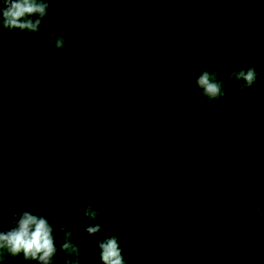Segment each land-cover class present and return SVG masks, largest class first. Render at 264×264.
<instances>
[{
  "label": "trees",
  "instance_id": "obj_1",
  "mask_svg": "<svg viewBox=\"0 0 264 264\" xmlns=\"http://www.w3.org/2000/svg\"><path fill=\"white\" fill-rule=\"evenodd\" d=\"M54 1L47 0L49 5ZM122 7L123 4L114 0H64L48 15L46 20H50V25L46 27L48 21L43 22L38 31L26 32L11 42L6 40L23 31L0 26V117L18 128L42 131L41 125L45 122L24 112L6 86L7 81L17 87L19 84V93L32 104L35 102L38 93L22 76L26 73L35 77L36 61L42 63L39 55L41 59H48L43 47L48 39L41 38L46 33H55L52 35L55 39L65 37L64 46L57 50L64 58H68L66 54L79 56L77 60L64 59L71 69L117 72L124 61L128 63L121 34ZM118 8L119 14L114 16L110 11ZM178 13L181 64L184 60L189 75L197 77L189 59L198 69L218 71V79L226 85L225 95L219 100L228 107L264 85V0H179ZM92 44L98 49L112 48L115 55L91 51L82 54L77 50L89 51ZM249 66L255 67L257 79L252 86L241 88L243 81H236L230 74ZM129 73L132 75L130 69ZM191 89L201 94V89L194 84ZM261 120L264 122V117ZM67 126L54 125L52 130L71 127ZM147 133L129 150L103 157L18 160L0 154V182L7 188L11 182L4 178L9 172V163L26 164L27 179L23 185H17L24 188V195L16 199L4 194L0 200V210L8 212V228L10 212L18 217L29 211L47 217L56 229L71 224L79 254L91 257L95 264H102L96 240L110 235L117 236L126 264H155L212 200L198 169L186 159L169 134L159 128ZM240 158L242 164L248 160L243 155ZM37 172L57 175L58 186L50 188L51 180L44 183L36 176ZM89 205L100 213L91 222L102 225L95 239L85 231L90 221L83 210ZM224 211L232 222V225L225 224L231 239L222 232L213 215L207 217L212 225L199 228L189 242L194 245L195 254L190 264H199L200 260L212 264H248L226 201L220 208V212ZM63 242V233L57 231L58 251H62ZM258 247L261 252V246Z\"/></svg>",
  "mask_w": 264,
  "mask_h": 264
},
{
  "label": "water",
  "instance_id": "obj_2",
  "mask_svg": "<svg viewBox=\"0 0 264 264\" xmlns=\"http://www.w3.org/2000/svg\"><path fill=\"white\" fill-rule=\"evenodd\" d=\"M62 1L54 3L47 13ZM115 1L123 4L121 34L133 79L148 104L156 111L152 119L128 131L143 129L166 116L187 129L190 136L209 142L217 156L226 203L247 262L264 264V257L254 241L247 217L237 168L239 153L258 165L264 180V122L261 120L264 117V85L248 92L231 107L222 100L206 104L201 94L188 87L181 70L177 45L181 27L178 0ZM26 32L28 31L6 41L11 42ZM189 63L195 76H199L197 65L192 59H189ZM86 89L105 96L126 94L124 88L112 85L88 86ZM20 107L33 118L51 121L49 116L38 113L23 101ZM121 133L124 132L92 128L66 133H37L18 128L0 117V154L18 160L103 157L124 152L148 135L143 133L108 141ZM243 144L253 147L258 158L243 147ZM38 176L40 177L39 174ZM211 200L212 204L204 207L194 217L156 264H174L177 261L186 243L204 223L203 218L219 206L220 198L216 193L211 194ZM191 251L192 248L188 253ZM25 262L35 264L33 261ZM189 262L190 260L184 261L182 264Z\"/></svg>",
  "mask_w": 264,
  "mask_h": 264
},
{
  "label": "flooded vegetation",
  "instance_id": "obj_3",
  "mask_svg": "<svg viewBox=\"0 0 264 264\" xmlns=\"http://www.w3.org/2000/svg\"><path fill=\"white\" fill-rule=\"evenodd\" d=\"M57 1H60V0H55L54 2H52L49 5L48 9ZM57 6H55L54 9ZM53 10L47 13V15H45L43 19L41 20V23L48 21V23L46 24V27L47 25L51 24L49 22L50 20H46V19ZM122 10H123V7H122ZM110 12L114 16H117L119 14V8L113 9ZM46 35L47 33L44 36H41V38L46 37L48 39L46 46H43L48 54V59L46 58L41 59V56L39 55V58H40L39 60H41L42 63L40 64L39 61H36V66L34 67V73H35V76L43 82V84H48L49 87H46L44 91L41 92L40 94L38 92L37 99L32 104L31 101H29L27 98H25L19 93L18 87L16 85L15 87L14 85H11L7 81L6 89L9 90L10 95L12 97L14 96L16 98V101L19 100L18 96L23 97L27 102L33 105V108L38 113L51 116L54 119L52 123L55 125H59V126L60 125L61 126L71 125V127L66 128L63 131L56 130V133L57 132L66 133L68 131L84 130L86 128L99 129V130H106L107 128H109V130L115 131V126L117 127L119 126L118 131H122L124 133L115 135L111 137L109 140H116V139L126 138V137L128 138V136L138 135V133L140 134V131L143 130L144 128L137 130V131H128L129 129L136 126L135 124L128 123V120H130V118L135 115L138 108H142V112H144L145 114L149 116L145 118L143 122L149 119H152L156 115V111L150 106V104H148V101L145 99L142 93L141 94L143 96L145 104L141 105L142 102L140 103L137 102L136 91H138L139 88H137L138 87L137 85H134L136 83L133 79V76L129 73V69H130L129 61L128 63L124 61L122 63L123 67L120 68L117 72L110 71V70L104 72L102 69H90L89 71L87 69H75L74 70V69H71V67H69V64H67L68 58H70L71 60H74V59L77 60L79 56L75 55L76 57H73L72 54H69V55L66 54V57L68 58H64L63 55H60V53L57 52V50L59 49H56L55 45H53L55 44V40H56L55 37H52L53 34H49L47 36ZM77 50H79L78 52L82 54H88V52L91 51L95 54L105 53V54H112L113 56L115 55L114 49L112 48L111 49L109 48L108 49H98L97 46H94L93 44L89 48V51L86 50L85 48H77ZM124 52H125L124 55L126 56L128 60L126 49L124 50ZM64 59H66L67 61H65ZM56 61H59L60 63H57ZM63 63L65 64L64 66H63ZM95 85H112V86H116L119 88L122 87L126 89H129V86L132 87L134 85V92L132 93V91L129 89V91L125 90L126 94L124 95L105 96V95H98L99 93L86 89L88 86H95ZM11 89L15 91L14 95L11 94ZM54 96L64 97L65 99L60 100V99L55 98ZM19 102L21 101L19 100ZM41 102H43L45 106H43ZM108 110H110L111 112L110 114L107 113ZM93 116L96 118H93ZM116 120H117V123H115ZM162 120H166L171 125V126L169 125L170 127L177 128L178 130H185L181 127V125L178 122L170 118H167L166 116L161 117L156 122V124ZM155 128H158V127H155ZM153 129H151L150 131H152ZM188 130L193 131L191 128H188ZM4 186H5L4 182L1 181L0 191L2 192H0V197L2 198H3V195L5 194V193L3 194ZM218 196L220 198L219 206H217L214 210H212L210 215H208L207 217L213 215L214 218H216L217 215L216 214L214 215L215 210L217 208H221L222 204L224 203V199L226 201L225 197L223 199V192L218 194ZM6 214H8L7 211L0 210V222H2V226L4 229L8 228V222H7L8 218ZM226 215L227 214L225 213V211L222 212V216L221 215L218 216L220 219H217V220L219 221L218 224H220L221 222L223 223V228L219 226L222 229V232L225 233L229 239H231L230 234H229L230 232L227 230L228 228L225 227V224L228 222L225 220ZM207 217L203 218L204 223L202 224V226L212 225L211 223H209V220L207 219ZM229 222L231 223L230 225H232V222L231 221ZM191 238L186 243L184 249L178 256L177 261L174 264H182L184 261L186 262L188 260H190V262L188 263L190 264L194 260L195 258L194 257L195 254L193 253L194 245L189 244ZM256 245L258 247L257 243ZM190 248H192V251L188 253V250ZM84 257H86V255H80V254L78 257H75V256L68 257L67 254H65L63 251H58L56 257L54 258L55 261L53 262V264H65L67 260H77L78 264H83ZM5 262L6 264H26L22 255L17 256L16 258H12L6 255ZM206 262L208 261L200 260L199 264H206Z\"/></svg>",
  "mask_w": 264,
  "mask_h": 264
},
{
  "label": "clouds",
  "instance_id": "obj_4",
  "mask_svg": "<svg viewBox=\"0 0 264 264\" xmlns=\"http://www.w3.org/2000/svg\"><path fill=\"white\" fill-rule=\"evenodd\" d=\"M49 3L47 0H0V26L36 32L43 17L47 14ZM55 35V33H53ZM65 37L59 36L55 40V47L64 46ZM218 71H208L199 67V76L195 77V84L201 89V95L206 104L219 100L225 95L226 85L218 79ZM236 81H243L241 88L250 87L257 79L255 67L239 68L231 72ZM2 192V191H0ZM2 200V197H0ZM83 215L90 221L85 228L86 233L93 239L101 232L102 225L91 223L100 215L91 205L83 210ZM10 227L4 229L0 222V264H6L5 256L16 258L22 255L25 261L35 264H53L58 249L56 246L57 231L63 233L62 251L68 257H78L80 247L73 242L72 225L65 224L59 229L54 228L47 217L25 211L18 217L10 212ZM89 241H85L88 243ZM102 264H126L121 245L117 236L110 235L96 240ZM65 264H78L77 260H67Z\"/></svg>",
  "mask_w": 264,
  "mask_h": 264
},
{
  "label": "rangeland",
  "instance_id": "obj_5",
  "mask_svg": "<svg viewBox=\"0 0 264 264\" xmlns=\"http://www.w3.org/2000/svg\"><path fill=\"white\" fill-rule=\"evenodd\" d=\"M178 2H179V0H178ZM178 6H179V4H178ZM179 33H180V27H179ZM177 45H178V48L180 49V55L179 56L181 58V57H183V54H182L181 48L179 47L180 46V36L178 37V44ZM67 64H69V63H67ZM63 65H65V64H63ZM187 69H188V67H187V65L184 64V60H183L182 64H181V70L185 76L184 80L188 83L187 85H189V87L192 88V84H194L195 86H196V84H195L193 76L189 75L190 72L188 74L189 69L188 70ZM23 74L24 75L22 76V78L24 79V81H26L27 85L31 89H35L37 93L39 92V94H40L41 92L44 91V89L46 87H49L48 84H43V82L39 78H37L36 76L34 77L33 75H29L26 73H23ZM188 78H191V79L188 80ZM4 82L5 81L2 80V84ZM133 84H134V82H133ZM134 85H136V84H134ZM134 85L132 87L129 86V89L132 91V93L134 92ZM18 87L20 88L19 84H18ZM124 89L126 91L127 90L129 91V89H126V88H124ZM36 92H35V94H36ZM141 93L142 92L139 89H138V91H136V100L138 103L142 102L141 105H144L145 101H144ZM11 94L12 95L15 94V91L13 89H11ZM18 98L20 101H23L26 104L33 107V105H31L29 102H27L23 97L18 96ZM19 100L17 103L20 105L21 102H19ZM41 104L43 106H45L43 102H41ZM107 113L110 114L111 113L110 110H108ZM144 115H146V116H144ZM94 116H93V118H96ZM147 117H149V116L147 114H145L144 112H142V108H138L135 115L132 116L130 118V120H128V123L138 125V124L142 123L144 121V119ZM49 119L51 121H42L41 123L49 122V123H51V125L44 123L43 125H41L42 131H39V132L56 133L54 130H52L53 129L52 127L55 125L52 123V121H54V119L51 116H49ZM115 123H117V120L115 121ZM169 125L170 124L166 120H162L157 124L153 123L152 125L146 126L143 130L140 131V134H143L145 132H149L151 129H153L155 127H158L159 129H162L163 131L168 133L169 136L172 138V140L175 142V144L183 151L186 159L198 169L201 177L203 178L202 180L204 182L205 188L207 189V191H209V194L211 195L212 193H216L218 195L221 192H223V195H224L223 177H222V174H221L220 169H219V163L217 160L216 153L214 150L212 151V148H213L212 145L209 142H202V141H199L198 139L190 136L186 130H180L179 131L177 128L170 127L171 125L170 126ZM36 126L38 128L37 124H36ZM118 128H119V126L118 127L115 126V131H118ZM106 131H109V128H107ZM112 132H114V131H112ZM182 133H184L185 137L182 135ZM128 137H131V136H128ZM122 139H124V138H120V139H116V140H108V141H117V140H122ZM70 158L82 159L84 157H70ZM248 160H246L245 164H242L240 155H238V157H237V168H238V174L240 176L242 197H243L247 217H248L249 223L251 225V230L253 231L254 241H255V243H257L258 245L261 246V248H262L261 253L264 257V180H263V176L261 174V171H260L258 165H256L251 160H249V161ZM72 162L75 163L76 160H74ZM25 167H26V164H23L21 162L14 161L12 163L11 162L9 163V172H8V174H7V172L5 173L4 179L6 182H8V183L11 182V183L9 184L8 188L6 186L3 187V194L4 193L7 195L11 194L12 197L15 196L16 199L24 195V193H25L24 188H22V187L20 188L17 185L18 184L23 185L24 181L27 179ZM36 174H37L36 176L38 177V179L43 181L44 183H48L51 180V183L49 184L50 188L53 186H58V184H59L58 180H57L58 176L51 173V172H47V173H45V175L41 174L39 172H37ZM38 174L40 175V177L38 176ZM12 183H14V187L11 186ZM224 201H225V199H224ZM215 214L217 215L216 219H220L218 217L222 214V212H220V208H217L215 210L214 215ZM228 216H229V214H228ZM225 217H224L225 220L229 222V217H227V215ZM218 225L223 228L222 222ZM83 261H84L83 264H95V261L89 256L84 257Z\"/></svg>",
  "mask_w": 264,
  "mask_h": 264
},
{
  "label": "bare ground",
  "instance_id": "obj_6",
  "mask_svg": "<svg viewBox=\"0 0 264 264\" xmlns=\"http://www.w3.org/2000/svg\"><path fill=\"white\" fill-rule=\"evenodd\" d=\"M169 15H171V13H169ZM249 145H244L243 144V147H245V148H247V150L250 152V153H252L253 154V156H255V157H257L258 158V156H257V151L252 147H248ZM263 166H264V163H263Z\"/></svg>",
  "mask_w": 264,
  "mask_h": 264
}]
</instances>
